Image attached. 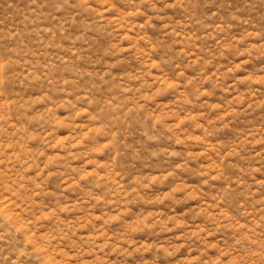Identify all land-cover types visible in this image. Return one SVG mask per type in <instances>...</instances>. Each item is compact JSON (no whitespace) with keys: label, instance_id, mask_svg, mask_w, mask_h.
Listing matches in <instances>:
<instances>
[{"label":"rangeland","instance_id":"1","mask_svg":"<svg viewBox=\"0 0 264 264\" xmlns=\"http://www.w3.org/2000/svg\"><path fill=\"white\" fill-rule=\"evenodd\" d=\"M0 264H264V0H0Z\"/></svg>","mask_w":264,"mask_h":264}]
</instances>
